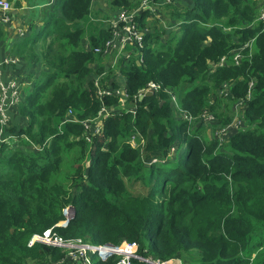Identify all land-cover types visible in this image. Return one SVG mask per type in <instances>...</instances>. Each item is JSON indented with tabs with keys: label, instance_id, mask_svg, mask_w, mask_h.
Listing matches in <instances>:
<instances>
[{
	"label": "trees",
	"instance_id": "obj_1",
	"mask_svg": "<svg viewBox=\"0 0 264 264\" xmlns=\"http://www.w3.org/2000/svg\"><path fill=\"white\" fill-rule=\"evenodd\" d=\"M93 1L111 16L136 12L142 2H13L15 10L25 8L22 20L29 29L10 49L23 64L17 77L23 84V70L40 71L10 117L13 138L0 144V264L64 259L66 249L28 245L49 230L64 243L135 244L137 255L160 262L249 264L258 252L254 264H264V30L255 22L260 0H188L186 7L153 0L134 18L143 47L134 46L110 72L115 76L100 81L113 90L122 77L124 96L104 97L110 113L87 141L82 123L101 109L94 81L105 70L102 51L113 38L97 22L101 8L93 10ZM250 40L235 65L232 51ZM222 57L227 63L212 68ZM150 82L160 91L139 100ZM236 105L244 108L237 130L227 141L209 138L208 128L233 123ZM68 110L76 122L60 133ZM204 113L212 124H202ZM133 137L136 149L129 145ZM13 143L26 152L13 150ZM172 149L179 152L174 161ZM136 185L146 190L143 198L132 195ZM69 206L72 219L54 227ZM119 259L103 262L92 255L88 264Z\"/></svg>",
	"mask_w": 264,
	"mask_h": 264
},
{
	"label": "built area",
	"instance_id": "obj_2",
	"mask_svg": "<svg viewBox=\"0 0 264 264\" xmlns=\"http://www.w3.org/2000/svg\"><path fill=\"white\" fill-rule=\"evenodd\" d=\"M261 1V0H260ZM153 0L150 2L149 0H142L140 8L136 10V12L127 13V12H118L115 15L110 17V20L106 22V26L111 29L113 34V38L106 42L104 45L102 54L103 56L109 58L121 52L120 61L118 65L113 69L120 65L123 62H126L129 59L130 52L133 50L134 46L139 48L143 47V34L140 30L137 31V23L135 22L134 18L136 15L145 9H150L151 5H153ZM12 11V5L10 2L6 0H0V22L7 23L9 21V13ZM256 23H260L263 26L264 30V0L260 4L258 9L257 18L255 20ZM23 32L20 31L17 33V36H23ZM253 40L246 42L243 46L238 47L236 50L232 51V61L235 65L240 63L242 58V52L245 48L251 46ZM128 47V48H127ZM126 48L128 50H126ZM84 49H87V46H84ZM95 52L98 49L94 50ZM110 62V61H109ZM115 63V59L111 61L110 68H113V64ZM227 63V58L222 57L217 64H212V68L222 67ZM22 61L16 57H7L2 62H0V144H7L8 141L13 138L12 135L8 134V128L10 125V117L15 113V110L23 99L22 94V83L19 81L17 74L18 71L21 70ZM105 70L101 74L100 77H97L94 81V85L97 90V97L101 101V109L98 112L97 117L94 120L87 121L82 123L85 127V138L89 141L91 134L99 133L101 127V121L105 117L109 115V110L104 106L102 100L106 96L115 95V96H124L125 85L123 83L118 84V88L109 90L107 88H103L100 84L101 79L103 78L102 75H105ZM227 84L223 85V90L219 91V95L222 96L224 92V88H227ZM160 91V85L154 82L148 83L143 89L140 90L138 94V98L140 96H144L145 94L152 92L153 95ZM168 92V91H167ZM152 95V96H153ZM171 103L176 105V99L171 95ZM122 108V107H120ZM115 112V110L113 111ZM133 113V110H131ZM181 113L178 110L177 114ZM182 114H179V116ZM184 119L187 121H192L190 117L183 115ZM203 125H209L213 122V117L207 113L202 115ZM76 122L69 111L66 114V117L62 120L61 124L58 126V131L61 133V129L65 124ZM193 122V121H192ZM239 126V122L237 127ZM223 131V130H222ZM135 138L133 137L131 140V145L133 148L138 147L134 144ZM134 144V145H133ZM171 150V156L173 153ZM159 161L152 160L150 164H157ZM74 215L73 208L71 206L65 208L63 210L64 220L57 223L54 227H66L68 222L72 219ZM41 243L50 247H56L61 249H66L67 254L64 259L60 260L56 264H77V262L81 261V264H88L90 257L92 255H96L97 258L101 261L107 260L110 257L116 256L119 257L118 264H132V260H136L139 264H170L171 261L168 262H160L155 259H145L139 255H137V247L135 244H127L122 243L120 246H114L111 244H104L100 246H93V245H84L80 243H64L61 240L53 237L51 235V230L44 233L43 236L35 235L29 241V246L33 245V243ZM82 259V260H81ZM151 260L157 261V263L152 262ZM178 261L179 260H174Z\"/></svg>",
	"mask_w": 264,
	"mask_h": 264
},
{
	"label": "rangeland",
	"instance_id": "obj_3",
	"mask_svg": "<svg viewBox=\"0 0 264 264\" xmlns=\"http://www.w3.org/2000/svg\"><path fill=\"white\" fill-rule=\"evenodd\" d=\"M7 1V0H6ZM150 2L152 1V0H149ZM9 2V1H8ZM173 2H175V3H177V5L178 6H184V7H186V6H189V4L188 3H186V0H173ZM11 3V2H10ZM262 3V0L261 1H259V3H258V9H259V7H260V4ZM96 7H97V2L96 1H93V10H97V9H100V10H97V14H98V16H97V22L98 21H101V23H102V25L103 26H106V22H108L109 20H110V17H111V15L109 14V13H107V14H105L106 13V9H104L105 11H102V8L104 7H100V6H98L97 7V9H96ZM109 14V15H108ZM94 15V14H93ZM158 16V15H157ZM101 17H103V18H106V20L105 21H103V20H99L98 18H101ZM159 17H161L160 18V24L161 25H165V22H166V19L162 16V15H159ZM95 20V19H94ZM166 26V25H165ZM166 28V32H168L167 31V27H165ZM164 36H166L165 34L164 35H162L161 37H160V41L164 44L165 43V41H166V39L167 38H164ZM128 48V47H127ZM126 48V50H128ZM120 54H121V52H119L118 53V56L116 57V54L114 55V56H112V57H110L109 58V61L107 60V62H106V65H105V75H102V79H107L108 77H113L112 76V74L113 73H110L111 71L112 72H114L115 70H113L117 65H118V63H119V61H120V58L121 57H119L120 56ZM113 59H115V63L113 64V68L111 69L110 68V65H111V61L113 60ZM39 71H40V69H37V68H34V69H26V70H23L22 71V76H21V79L23 80V84H22V94H23V98L25 97V91H26V89L25 88H27L28 86H32V84H34V81H35V75H38L39 74ZM31 74V75H30ZM114 76H115V74H113ZM28 89H29V87H28ZM172 106H173V108H174V110L176 111V113L178 112V110H179V107L177 106V104L176 105H173L172 104ZM121 110V109H120ZM243 110H244V108H243V106H241L240 107V105H236L234 108H233V111L235 112V116H234V120H233V123L229 126V127H227L226 129H222L221 130V128H217V130L216 131H213L212 130V128L210 129V128H208L207 130H206V135L209 137V138H217L220 142L221 141H227L228 140V138H229V136H230V134L232 133V132H235L236 130H237V125H238V122H239V119H241L240 117H241V115H242V112H243ZM70 110H68L67 111V113L69 112ZM71 114H72V116L74 115V113H73V111L71 112ZM66 117V115L63 117V119ZM75 136H77V135H73V139L74 138H76ZM85 136V131H84V133H82L81 134V138L82 137H84ZM140 142H141V149H143L144 148V144L146 143V140H145V138L144 137H142L141 139H140ZM134 144L135 145H137V146H139V144L138 143H136V141H134ZM133 144V145H134ZM132 148H133V146L131 145V141H130V144H129ZM11 148L14 150V149H20V151L21 152H26V148L22 145V144H18V143H13L12 144V146H11ZM137 147H135V149H136ZM178 155H179V152L175 149V150H173V153H172V156L170 157V159L171 160H175L177 157H178ZM140 186V185H139ZM139 188V187H138ZM138 188H137V185L133 188V190H132V195L133 196H136V197H139V198H143L145 195H146V190L145 189H143V188H140V190H138ZM259 251H261V250H259ZM254 253V252H253ZM256 254H258V252H256V253H254V254H252L251 255V258L249 259V264H254V261H255V257H256ZM110 258H112V257H110ZM110 258H108L107 260H104L103 262H106V261H108ZM82 260V259H81ZM176 260H179L180 262H181V259H176ZM169 261H171V263L170 264H179V262L178 261H174L173 259L172 260H169ZM77 264H81V261H80V259H79V261L77 262Z\"/></svg>",
	"mask_w": 264,
	"mask_h": 264
},
{
	"label": "crops",
	"instance_id": "obj_4",
	"mask_svg": "<svg viewBox=\"0 0 264 264\" xmlns=\"http://www.w3.org/2000/svg\"><path fill=\"white\" fill-rule=\"evenodd\" d=\"M187 1L188 0H186V3H188ZM13 2H11L12 11L8 14L9 21L3 24L0 22V29L2 28V30H4V37L0 41V62H2L7 57H15L10 53V49L12 44L22 37L17 36V33L22 31L24 33L23 35H25L29 31L28 27L23 25L22 20L26 12L25 8H22L21 10H15L13 8ZM116 81H118L120 84L123 83L124 79L122 77H117Z\"/></svg>",
	"mask_w": 264,
	"mask_h": 264
},
{
	"label": "water",
	"instance_id": "obj_5",
	"mask_svg": "<svg viewBox=\"0 0 264 264\" xmlns=\"http://www.w3.org/2000/svg\"><path fill=\"white\" fill-rule=\"evenodd\" d=\"M152 95H153V93L152 92H149V93L145 94L144 96H140L139 97V100H142V99H144L146 97H150ZM73 211H74V209H73ZM151 261L157 263V261H155V260H151Z\"/></svg>",
	"mask_w": 264,
	"mask_h": 264
}]
</instances>
